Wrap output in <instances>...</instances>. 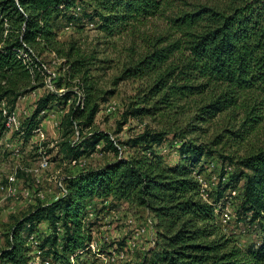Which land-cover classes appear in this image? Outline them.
I'll use <instances>...</instances> for the list:
<instances>
[{
    "label": "trees",
    "instance_id": "trees-1",
    "mask_svg": "<svg viewBox=\"0 0 264 264\" xmlns=\"http://www.w3.org/2000/svg\"><path fill=\"white\" fill-rule=\"evenodd\" d=\"M81 4L91 11L88 23L98 19L108 31L116 26L134 34L150 19L165 20L159 33L141 34L144 49L137 58L133 50L120 79H151L140 97L143 104L131 106L125 122L128 117L166 111L175 119L192 112L186 127L174 132V140L180 142V161L164 162L156 151L167 142L170 131L147 129L121 142L107 131L93 129L102 104L112 93L99 87L100 76L94 71L107 67L97 66L95 53L85 55L75 44L62 42L57 23L65 16L67 25L76 24L85 15ZM77 5L81 6L78 14ZM170 9L173 14L168 13ZM48 53L65 59L69 79H78L79 89L44 94L18 136L32 138L48 113L61 107L67 109L68 137L63 149L68 158L90 156L100 147L115 159L66 176L63 195L36 205L13 227L8 246L0 250V264H42L28 244L35 233L40 259L51 264H89L98 221L89 219V214L97 212L100 201L110 199L144 207L154 217L153 244L139 264H264V143L235 157L218 148L225 134L215 135L210 142H199L194 136L206 131L202 125L225 112L243 118L239 133L232 127L226 131V137L231 135L238 143L248 142L264 125V0H223L221 4L0 0V105L5 102L14 109L22 97L45 86L49 74L44 55ZM76 127L79 137L70 139ZM7 129L0 114V135ZM85 129L90 131L85 133ZM118 145L134 152L120 156ZM214 158L223 166L209 202L202 197L196 175ZM227 162L232 170H225ZM236 189L235 215L240 223L254 226L257 234L245 246L225 231L216 213L215 204L227 201ZM45 222L49 233L40 235L38 227Z\"/></svg>",
    "mask_w": 264,
    "mask_h": 264
},
{
    "label": "rangeland",
    "instance_id": "rangeland-1",
    "mask_svg": "<svg viewBox=\"0 0 264 264\" xmlns=\"http://www.w3.org/2000/svg\"><path fill=\"white\" fill-rule=\"evenodd\" d=\"M189 3L207 2L221 4L223 0H186ZM180 2V1H179ZM183 2V1H181ZM85 15L79 16L76 24L67 25V17L61 16L57 23L61 25L59 39L68 44H75L83 54L95 53L98 58L97 66H105V70L94 71L98 79V85L103 90L111 91L109 100L104 102L101 111L98 113L93 129L103 130L111 133L117 140L125 142L131 137L141 134L147 129L155 131H170L166 143L156 147L157 153L162 156L164 162L175 163L181 160L178 153L180 142L174 140V132L178 127H186L190 115L175 119L173 113L166 111L164 114L148 115L141 117H128L126 112L135 104L141 105L140 97L143 96L146 88L151 83V79L126 78L120 79L125 66L132 60L133 50L137 58L144 49L141 41V34H157L165 27V20L158 17L150 19L146 26L131 31H119L113 26V31L105 30L101 27V22L94 19V26H88L90 9L84 4ZM174 10V9H173ZM170 9L168 13L173 11ZM86 11V12H85ZM83 16H86L83 17ZM49 68L47 84L22 97L16 104L15 111L24 122L30 117L37 106V101L50 90L63 92L66 89L78 90V79H69L68 70L64 62L65 59L55 54H45ZM72 78V77H71ZM63 80L61 86L58 84ZM52 87V88H51ZM0 105V114L2 113ZM67 109L61 107L52 109L41 123L44 126V139L37 140V137L26 140L18 136L17 128H11L0 135V250L8 246V240L13 227L19 220H22L31 210L40 203H49L58 198L61 194L59 182L65 176L75 174L84 168H96L115 159L112 152L102 149L82 158L81 165L71 162L67 152L63 149V143L68 137V127L66 125ZM233 119V120H232ZM242 117H235V114L225 112L218 115L212 123L202 125L205 132L198 131L197 139L210 142L217 134H225L223 144L218 148L227 155L241 156L248 152L249 148L258 147L264 143V125L258 132L248 139V142L238 143L232 136L228 135L227 129L233 128L238 133L241 130ZM230 122V124H229ZM121 124V128L119 129ZM75 128V127H74ZM71 133L70 139H78V129ZM90 131L85 129V133ZM72 136V137H71ZM228 138V139H226ZM238 139V137H236ZM229 140V141H228ZM124 156H129L134 149L127 145H122ZM42 158H48L50 165L47 169L40 168ZM226 163L225 170H232ZM222 163L218 158H214L209 163L208 168L202 173L207 180L209 192L215 189L222 171ZM231 167V168H230ZM16 176V181L10 183L9 176ZM230 210L233 218L228 222H223L225 231L234 236L242 246L256 240V228L240 223L235 215L236 199L233 198ZM97 212L94 211V218L97 223L93 228V239L97 244L96 251H93L89 258V264H139L141 257L152 245L155 233L148 227L149 219L153 215L144 207H139L126 202H114L111 199L97 204ZM96 208V209H97ZM221 222V221H220ZM141 227H146V231L138 233ZM40 235H47L48 225L42 223L38 227ZM36 234V233H35ZM24 237L27 233L23 234ZM30 247L31 241L28 239ZM33 249V247H32ZM125 250V257H120V251ZM33 253L35 250L32 251ZM117 254L115 261H109V255Z\"/></svg>",
    "mask_w": 264,
    "mask_h": 264
},
{
    "label": "built area",
    "instance_id": "built-area-1",
    "mask_svg": "<svg viewBox=\"0 0 264 264\" xmlns=\"http://www.w3.org/2000/svg\"><path fill=\"white\" fill-rule=\"evenodd\" d=\"M80 10H81V6L77 5L75 7V13L78 14L80 12ZM87 25L92 27L95 24L93 22H91V23H88ZM48 74H49V68H48ZM46 81H47V78L45 80V85L47 84ZM50 91H53V90H50ZM56 92H58V91H56ZM1 105H6V103L2 102ZM15 108L14 109H10L8 106L7 107H3V106L1 107V110H2L1 114L3 116V119L6 121L7 128L9 126L11 128H17L18 129L23 124V122H21V120L19 119V117H18V115H17V113L15 111ZM77 133H78V137H79V131H77ZM34 137H37V140H38V138L39 139H44L45 131H44V126L42 124L35 129ZM118 147H119V150H120L119 151V155L120 156H124L123 148L120 145H118ZM82 158L83 157L71 158V162H73L74 164L81 165ZM39 165H40V168L44 170V169H47L49 167L50 162H49L48 158H42V160L40 161ZM15 175L13 174V175L9 176L10 183H13L14 181H16V176ZM65 177L63 179H61L60 182H59V185H60V188H61L60 196L63 195L65 193V191H66V187H65V183H64ZM196 177H197L199 183L201 184L202 197L206 201L210 202L211 201V198L209 196V189L210 188L208 186L207 180H205V177H204L203 174H200V175L197 174ZM238 194H239V190L238 189L232 190V192H231L230 196L228 197L227 201H224L222 199L221 201H219V202H217L215 204L216 205V213L219 214V217L221 218L220 221H221L222 224H223V222L224 223L228 222L229 220H231L233 218V216H234L233 212H231V210H230V205L232 203L231 200L233 198H236V196ZM94 217H95L94 216V211H92L89 214V219H94ZM148 227H151L153 232L155 233V220H154V218L153 219H149ZM145 231H146V227H141L138 230V233H142V232H145ZM29 239L31 241V245H32L33 249L35 250L34 253L37 254V257H36L37 262L41 261L42 264H51L49 260L40 259V255H39L40 254V250L38 249L39 240L37 239L36 234H32L31 236H29ZM153 240H154V238H153ZM152 244H153V242H152ZM90 247H91L92 251H96L97 244H96L94 239L92 240V242L90 244ZM119 253H120V257H122V258L125 257V250L124 249L122 251H120ZM107 259L109 261H115L117 259V254L114 253L113 255H109Z\"/></svg>",
    "mask_w": 264,
    "mask_h": 264
},
{
    "label": "crops",
    "instance_id": "crops-1",
    "mask_svg": "<svg viewBox=\"0 0 264 264\" xmlns=\"http://www.w3.org/2000/svg\"><path fill=\"white\" fill-rule=\"evenodd\" d=\"M59 196V195H58Z\"/></svg>",
    "mask_w": 264,
    "mask_h": 264
}]
</instances>
